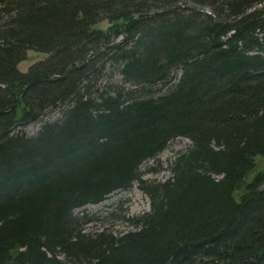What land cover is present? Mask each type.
<instances>
[{"label": "trees", "instance_id": "16d2710c", "mask_svg": "<svg viewBox=\"0 0 264 264\" xmlns=\"http://www.w3.org/2000/svg\"><path fill=\"white\" fill-rule=\"evenodd\" d=\"M256 156L264 0H0V264H264ZM134 182L132 229L86 232L78 211Z\"/></svg>", "mask_w": 264, "mask_h": 264}, {"label": "rangeland", "instance_id": "374dc122", "mask_svg": "<svg viewBox=\"0 0 264 264\" xmlns=\"http://www.w3.org/2000/svg\"><path fill=\"white\" fill-rule=\"evenodd\" d=\"M107 21H101L94 25V27L105 28ZM46 57L43 52L35 50H27L25 58L18 63V69L26 71L27 68ZM113 80L119 81V75L114 73ZM60 116L58 112L44 118L42 121L33 122L27 125L24 129L27 133L33 134L38 130L43 121L55 120ZM190 141L185 137H176L169 141L167 146L158 153L156 158L147 161L143 164L141 169L145 172L143 178L146 180L157 179L163 180L168 176L167 164L178 154L187 150ZM256 172L264 167V157L256 156L255 159ZM251 174L248 175V178ZM138 183L134 182L129 189L115 191L103 201L96 204H88L83 206L78 212H83L89 219L85 223V231L92 232L94 230H101L106 226H111L118 231H126L132 229V226L127 221V218H132L149 210V198L147 194L141 190ZM114 215L110 216V213ZM124 216V217H122Z\"/></svg>", "mask_w": 264, "mask_h": 264}]
</instances>
